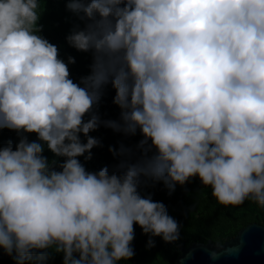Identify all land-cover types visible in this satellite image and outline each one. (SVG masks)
I'll use <instances>...</instances> for the list:
<instances>
[{"label":"clouds","instance_id":"clouds-1","mask_svg":"<svg viewBox=\"0 0 264 264\" xmlns=\"http://www.w3.org/2000/svg\"><path fill=\"white\" fill-rule=\"evenodd\" d=\"M46 2L0 0V130L19 136L0 145V254L120 264L135 255L134 225L176 242L180 225L139 191L150 181L171 195L198 177L222 206L264 208V0H65L85 21L66 41L92 56L78 83L75 58L41 35ZM108 84L118 121L94 111ZM101 124L143 137L138 156L109 148L124 158L112 174L78 159L102 146L89 135Z\"/></svg>","mask_w":264,"mask_h":264},{"label":"trees","instance_id":"trees-1","mask_svg":"<svg viewBox=\"0 0 264 264\" xmlns=\"http://www.w3.org/2000/svg\"><path fill=\"white\" fill-rule=\"evenodd\" d=\"M42 7L43 3H41ZM44 8L45 11L39 20V24L43 25L41 35L58 46L60 57L66 63L69 56L75 58V63L69 64V69L71 78L78 83L82 76L90 74L92 56L91 53L77 51L69 46L66 37L74 28H84L85 21L80 19L83 14L69 11L65 0H47ZM114 96L115 90L111 84L104 86L98 108L94 109L98 111L101 120L118 121L120 119L121 109L113 103ZM89 118L85 116V120ZM27 135L29 141L37 140L35 134ZM89 135L99 139L102 146L92 149L91 160L85 161L83 156L78 159L90 172H98L106 166L109 174H112L121 159H124L119 156L114 157L109 148L112 147L118 151L123 144L125 147L132 148L138 156L136 145L143 139L139 130L134 136H126L103 124ZM80 139L86 142L82 133ZM9 140L13 142L15 149V144L19 140L17 133L8 129L0 130V145H6ZM44 155L49 159L53 158V154L47 150L46 146ZM57 159L63 160V158ZM139 191L142 196H151L153 201L162 202L166 206L168 214L180 225V238L176 242L166 243L161 237L144 234L138 225H134L135 238L132 247L135 255L131 260L121 261L120 264H172L176 248L189 238L197 237L203 242L211 241L213 245L221 247L251 223L264 226V208L252 201H245L238 207L222 206L211 196V189L203 187L198 177L192 178L183 186L177 184L171 195L163 182L150 181L148 186H141ZM150 238L154 240L155 246L148 248L147 242ZM0 264H14V261L6 254H0ZM47 264H63V255L53 254Z\"/></svg>","mask_w":264,"mask_h":264},{"label":"water","instance_id":"water-1","mask_svg":"<svg viewBox=\"0 0 264 264\" xmlns=\"http://www.w3.org/2000/svg\"><path fill=\"white\" fill-rule=\"evenodd\" d=\"M226 248H237L238 251L225 253ZM212 250L220 253L218 259L209 258ZM172 264H264V226L247 225L219 249L211 241L189 238L176 248Z\"/></svg>","mask_w":264,"mask_h":264}]
</instances>
